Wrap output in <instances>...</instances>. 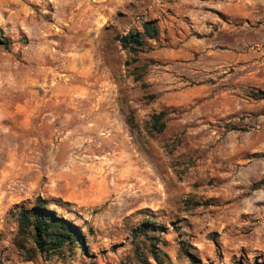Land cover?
I'll list each match as a JSON object with an SVG mask.
<instances>
[{
  "label": "rangeland",
  "instance_id": "rangeland-1",
  "mask_svg": "<svg viewBox=\"0 0 264 264\" xmlns=\"http://www.w3.org/2000/svg\"><path fill=\"white\" fill-rule=\"evenodd\" d=\"M0 35V264H264V0H0ZM37 199L82 250L24 259Z\"/></svg>",
  "mask_w": 264,
  "mask_h": 264
},
{
  "label": "trees",
  "instance_id": "trees-1",
  "mask_svg": "<svg viewBox=\"0 0 264 264\" xmlns=\"http://www.w3.org/2000/svg\"><path fill=\"white\" fill-rule=\"evenodd\" d=\"M157 34V27L151 21H144L141 30H128L125 34L116 38L119 46L129 54H135L144 44L145 39H152ZM0 44L4 46L7 41L0 35ZM250 95L254 98H264V89H251ZM164 111L152 113L148 119V129L153 132H160L164 128ZM128 124L131 120L126 119ZM233 126V125H230ZM233 128V127H230ZM44 200L37 199L30 207L19 205L12 211L13 218L16 222V233L13 238V244L22 253L24 259H31L36 252L57 254L64 250L75 251L83 248V235L76 225L70 220L57 215L55 210L45 206ZM64 204L68 202L64 201ZM137 232L150 238L146 232L155 231L156 225L153 221L146 220L138 227ZM150 244L149 252L157 264H160L156 252L152 250ZM191 264L194 259L191 255L186 254Z\"/></svg>",
  "mask_w": 264,
  "mask_h": 264
}]
</instances>
